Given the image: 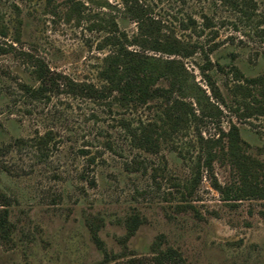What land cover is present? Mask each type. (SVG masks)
Listing matches in <instances>:
<instances>
[{
  "label": "rangeland",
  "instance_id": "rangeland-1",
  "mask_svg": "<svg viewBox=\"0 0 264 264\" xmlns=\"http://www.w3.org/2000/svg\"><path fill=\"white\" fill-rule=\"evenodd\" d=\"M125 1L133 11L123 0H0V193L10 224L0 264H127L167 248L185 264H264V196L225 201L211 185L239 184L221 135L232 126L264 173V116L254 102L264 104V86L248 83L264 80V0ZM140 10L193 51L180 59L187 76L178 99L194 116L188 110L176 131L162 99L124 106L114 94L26 90L39 86L32 60L99 89L112 48L105 39L131 40ZM202 70L223 104L210 98ZM197 88L213 107L199 109ZM143 130L152 149L137 145ZM207 149L223 150L212 178Z\"/></svg>",
  "mask_w": 264,
  "mask_h": 264
},
{
  "label": "trees",
  "instance_id": "trees-1",
  "mask_svg": "<svg viewBox=\"0 0 264 264\" xmlns=\"http://www.w3.org/2000/svg\"><path fill=\"white\" fill-rule=\"evenodd\" d=\"M123 1L129 12L134 10V7L130 6L128 1ZM132 19L137 25V34L131 40H128L123 34L120 37L111 35L105 39V43L112 48L102 60L99 78L103 84L99 89L91 85L73 84L66 78L52 74L41 61L32 60L33 74L39 86L37 88H26V90L32 96L38 97L65 87L70 92L86 93L95 100H104L114 94L118 102L124 106L144 105L148 101L162 99L170 104L168 115L173 118L172 131H176L185 121L187 113L189 114L188 110L194 116V110L189 109L191 104L187 105L178 99V95L179 97L182 95L187 76L186 69L180 59H186L193 51L176 38L161 34L160 29L150 23L142 10L135 12ZM129 46H137L142 51H131L128 49ZM146 50L178 57L179 59L154 58L145 55L143 52ZM201 75L207 83L211 94L210 98L214 102L223 104L214 82L204 75V70L201 71ZM160 81H165L167 87L158 84ZM248 83H260L264 86V80L260 79L249 80ZM240 89L243 90V93H249L246 87ZM197 90L201 93V97L195 99V104L199 109H201L203 101H206V106L213 107V104L209 101V96L206 95L204 90H201V88H197ZM254 102L257 105L255 108L256 113L264 116V104L256 100ZM141 135L137 137L139 148L152 149L155 147V142L145 130ZM221 135L228 139V161L238 173L239 184L232 187H222L216 180H212L213 189L225 201L241 200L245 196L263 197L264 187L259 186L258 179L264 178V173L258 174L254 161L247 160L248 158L241 152L236 128L232 126L227 133L221 132ZM222 152L223 150L219 153ZM219 153L214 152L212 149L206 151L205 166L210 171L211 178L213 177L211 165L213 161L218 160ZM6 205V198L0 193V237L3 240L7 239L10 234ZM127 264H185V262L180 253L172 248H167L157 252L150 261H129Z\"/></svg>",
  "mask_w": 264,
  "mask_h": 264
}]
</instances>
